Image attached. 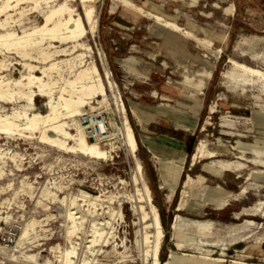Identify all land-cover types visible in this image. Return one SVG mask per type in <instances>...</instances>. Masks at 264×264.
<instances>
[{"label":"rangeland","instance_id":"1","mask_svg":"<svg viewBox=\"0 0 264 264\" xmlns=\"http://www.w3.org/2000/svg\"><path fill=\"white\" fill-rule=\"evenodd\" d=\"M128 1L145 11L176 18L203 42L179 32L194 48L191 58L179 57L159 44L163 32L170 29L163 23L129 6L141 14L142 26L127 22L121 27L114 21L122 18L124 3L116 0L88 3L95 8L97 29L88 27L84 49L79 47V51L87 54V67L97 66L103 80L110 72L118 87L108 91L111 110L102 109V98L92 100L90 107L102 109L95 121L104 120L109 134L116 132L114 121L123 125L128 120L139 148L134 156H129L127 147L118 142L112 157L100 160L43 143L40 134L0 133V151L7 163H0L6 172L0 179V247L7 248L2 247L5 251L0 252L8 254L4 260L0 256L2 264H65L63 252L72 246L76 248L73 264H83L85 256L91 264H148L146 246L142 245V215L135 213L131 201L135 195L138 198V187L147 195L146 186L153 198L147 210L153 214L155 206L163 223L162 264L172 256L171 264H264V82L229 63L230 58H234L264 71V16L256 10V0ZM3 3L4 0H0V5ZM64 4L66 0L50 3L24 0L21 8L11 11L7 30L23 34L36 29L45 23L52 9ZM68 6L76 17L84 16V6L79 0L68 1ZM230 6L235 7L236 15L226 14L224 9ZM6 19L4 15L2 20ZM205 29L211 34L207 35ZM57 46V50L67 47L61 43ZM68 47L71 50L72 44ZM15 51L3 53L0 49V77L19 79L26 72L25 59ZM78 54H58L54 58L72 60ZM33 57L39 58V53H34ZM131 60L136 63L133 65ZM31 62L44 67L37 60ZM62 67L63 75L69 78L70 66ZM35 73L42 75V69L36 68ZM54 76L59 86H63L64 81L57 74ZM181 83L188 87L186 91L192 97L201 93L206 103L200 123L193 130L190 147H183L181 157L185 160L182 163L158 158L142 132L149 99L144 92H156V101L169 104L170 101L159 99L162 86L180 87ZM121 100L125 103V112L118 108ZM45 102L42 97L36 98L37 110L43 114L48 113ZM24 105L25 102H0V114L5 116L15 109L23 110ZM90 107L86 113L91 112ZM153 108H159L164 114L176 112L174 104ZM87 120L89 118L85 117ZM71 124V132L76 135L78 124ZM168 137L167 140L182 142L178 137ZM112 141L116 140L105 139L100 145L110 149L108 143ZM138 164L143 166L141 173ZM227 165L231 167H225ZM135 176L140 178L139 186ZM46 191L62 198L83 191L103 195L106 201L115 196L116 203L106 202L105 208L122 204L125 213V220L115 226L116 243L104 248L106 252L98 256L89 253L86 246L91 236L93 217L90 216L85 220L82 233L68 239L66 207L45 198ZM107 215L102 214L100 218L105 220ZM177 215L211 222L212 226L208 231L183 228L179 235L173 230ZM34 219L41 221L37 227L38 237L25 243L19 252L17 241L21 231L16 233L14 227H26ZM114 246L117 252H113ZM23 253L36 255V259L29 261ZM12 254L16 257L10 259Z\"/></svg>","mask_w":264,"mask_h":264},{"label":"bare ground","instance_id":"2","mask_svg":"<svg viewBox=\"0 0 264 264\" xmlns=\"http://www.w3.org/2000/svg\"><path fill=\"white\" fill-rule=\"evenodd\" d=\"M44 1L50 3L51 0ZM68 1L76 0H66L67 4H64L60 8L52 9L46 15L43 25L36 29L26 31L23 34H19L16 31H9L7 30V26L12 16L11 11L21 8L24 0H4V3L0 5V30H4L0 32V49L3 53L16 50L26 61L24 64L26 72L23 73L21 78L6 79L0 77V102H25L23 110L15 109L14 112L5 116L0 114V133L2 135H15L17 133L21 135L25 133L40 134L39 139L43 143L72 154H82L89 158L100 160H107L112 157L113 152H115L114 150L117 148V143L121 142L127 147L129 156H134L139 146L137 137L130 126L131 124L129 125L128 120L123 125L114 121L113 125L116 132L112 134H109L107 124L104 120L95 121V118H99L98 116L102 114V109L107 111L111 110L108 91L116 90L118 87L111 79L110 72L105 78V81L101 77L97 66L87 67V54L80 53L79 51V47L84 49L83 41L88 34V27L91 30L97 27L95 8L88 6V3L94 0H79L85 10L83 17H76L73 14L74 11L68 6ZM36 3L39 6L40 3L38 1ZM125 3L129 4L128 2ZM4 15H7V19L3 21L2 17ZM153 17L176 32L194 37L192 33L185 31L174 21L166 20L161 16ZM57 43H61L67 47L57 50ZM70 44H72L71 50L68 47ZM52 49H56V51ZM36 52L39 53V58L33 57ZM58 54H60L59 56L78 55L72 60H58L54 58L55 56L58 57ZM33 60L43 63L44 67L42 68L32 64L31 61ZM230 63L247 75L264 82V71L238 63V61L233 59L230 60ZM64 64L70 66L71 76L69 78L63 75L64 70L62 65ZM36 68L42 69V75L35 73ZM54 74H57L60 80L64 81L63 86H59V80L54 79ZM37 97L46 99L45 107L48 110L47 114H43L37 110ZM98 98H102L100 101L102 109L90 107L92 100ZM89 107L91 112L86 113ZM118 108L124 112L126 111L125 103L122 100L121 103L118 102ZM85 117H88L89 120L85 121ZM72 122L78 124V133L76 135L71 132ZM105 139H114L116 141L108 143L110 149H104L100 144ZM0 163L7 164L1 151ZM193 164L195 165L196 163L193 161ZM137 167L141 173L143 166L138 164ZM4 168L0 166V179L6 174ZM135 182L139 186L140 178L138 176H135ZM137 191L138 198L136 195H132L131 201L135 213L142 215L141 221L144 224L142 245L146 246L145 260L148 264H162L160 252L165 235L160 213L155 206H153V214L147 210L148 202L153 204L151 190L148 186H146L147 195L140 187H138ZM44 197L54 202L58 201L66 207L64 219L68 227V239L70 240L74 236L82 233L81 230L86 218L88 216L93 217L91 220V236L86 246L90 254L96 256L103 254L106 252L104 248H110L116 243V241L114 242V239H116L115 226L117 222L125 220V213L121 207L122 204L116 208H105L106 202L110 204L116 203L115 196L113 197L112 195L109 201H106L103 195L94 196L83 191L76 196H65L62 198L58 197L56 193L53 194L50 191H46ZM180 207H183L182 204ZM107 208L108 210H106ZM84 211L88 213L85 214ZM102 214H108L105 216V220L100 218ZM38 225H41V221L34 219L26 227L25 225L23 226L20 238L17 241V251L20 252L21 247L25 243L38 237ZM211 226V222L188 220L181 215H177L173 224V230L181 235L183 228H198L203 231H208ZM139 243L140 241L138 240ZM2 247L7 249L4 246ZM2 247H0V251H5ZM117 251L118 249L114 246L113 252ZM75 253V246H72L70 250H65L63 252L64 263L73 264L72 259ZM0 256L4 260L6 259L4 256H8V254L0 252ZM15 257L16 254L10 255V259ZM24 257L29 261L36 259V255L24 254ZM1 259L0 264L4 262ZM172 259L173 256L165 264H171ZM174 260H177V258H174ZM83 264H91L88 256L84 257Z\"/></svg>","mask_w":264,"mask_h":264},{"label":"crops","instance_id":"3","mask_svg":"<svg viewBox=\"0 0 264 264\" xmlns=\"http://www.w3.org/2000/svg\"><path fill=\"white\" fill-rule=\"evenodd\" d=\"M121 1L125 4V7L122 9L121 17L118 20L114 21V24L125 27L123 23L131 22L136 26H142L141 23V14L134 9H130L129 6L135 7L141 13L149 16L151 19L154 18L153 16H161L166 20H171L181 26L185 31H188L193 34L194 37H186L195 39L199 42H203L202 39L198 38V36L194 33L193 30L180 25L176 18L167 17L165 15L159 13H153L143 10L140 7L135 6L128 0H116ZM129 4H126L125 2ZM148 5L150 2H147ZM257 6L256 10L264 16V0H256ZM234 6V5H233ZM230 6L226 7L224 10L227 15L234 16L236 15L235 7ZM156 7V6H153ZM158 9V8H157ZM229 11L230 13H227ZM152 15H150V14ZM155 19V18H154ZM156 20V19H155ZM157 21V20H156ZM160 22V21H157ZM163 23V22H161ZM154 25V24H153ZM164 25V23H163ZM165 26V25H164ZM154 27V26H153ZM166 27V26H165ZM168 28V27H167ZM207 35H210V31L205 29L204 30ZM110 29H106V33L109 34ZM180 34L172 30H165L161 36L159 44L163 49L166 51L175 54L182 58H191L194 53V48L191 47L188 39L185 38L184 35ZM121 46L124 45L122 41H120ZM209 45H212V42H209ZM234 58H230V60ZM229 60V63H230ZM133 65L136 63L134 60H131ZM238 63H241L238 61ZM231 64V63H230ZM244 64V63H241ZM246 65V64H245ZM248 66V65H247ZM129 73V71H127ZM180 87H176L173 85H166L162 86L161 92L159 93V99L163 101H170L169 104L167 103H160L157 100L155 94H148V92H144L146 96H148V101L146 102V109L145 114L143 115V120L145 123V128L142 129L144 136L146 137L145 140L147 141V145L151 147L152 153L155 154L158 158H163L165 160H172V161H180L181 163L185 160V157H181L183 147H190V139L193 136V130L197 128V123H200L202 115L205 112V99L202 97V94L199 93L198 95L195 92L197 97H192L189 93H187L186 89L188 88L184 83L178 84ZM185 89V90H184ZM175 107L176 114L168 113L164 114L156 108H153L154 105L156 107H160L163 105L166 106H173ZM180 115V118L177 116ZM174 127V129H173ZM168 135H172L173 137H178L182 141L181 143L167 140L169 137ZM165 138V139H164ZM183 144V145H182ZM225 167H231L227 165ZM239 167H242L240 165Z\"/></svg>","mask_w":264,"mask_h":264},{"label":"built area","instance_id":"4","mask_svg":"<svg viewBox=\"0 0 264 264\" xmlns=\"http://www.w3.org/2000/svg\"><path fill=\"white\" fill-rule=\"evenodd\" d=\"M21 229H22L21 225H16V226L14 227V231H15L16 233H18L19 231H21Z\"/></svg>","mask_w":264,"mask_h":264}]
</instances>
